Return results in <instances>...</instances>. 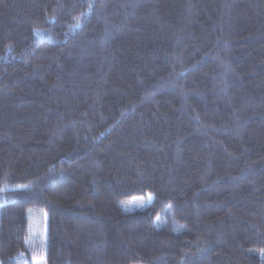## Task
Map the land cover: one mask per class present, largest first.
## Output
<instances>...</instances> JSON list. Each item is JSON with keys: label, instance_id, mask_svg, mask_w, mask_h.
I'll return each mask as SVG.
<instances>
[{"label": "trees", "instance_id": "16d2710c", "mask_svg": "<svg viewBox=\"0 0 264 264\" xmlns=\"http://www.w3.org/2000/svg\"><path fill=\"white\" fill-rule=\"evenodd\" d=\"M40 248L264 264V0H0V264Z\"/></svg>", "mask_w": 264, "mask_h": 264}, {"label": "rangeland", "instance_id": "374dc122", "mask_svg": "<svg viewBox=\"0 0 264 264\" xmlns=\"http://www.w3.org/2000/svg\"><path fill=\"white\" fill-rule=\"evenodd\" d=\"M151 200V196L148 198L144 197H136L126 201L123 204V207L126 211L135 210L138 208L145 207L149 201ZM30 229H29V242L37 247H42L46 238V228H47V218L40 213H31L30 214ZM34 264H45L43 257V248L37 252V258Z\"/></svg>", "mask_w": 264, "mask_h": 264}]
</instances>
